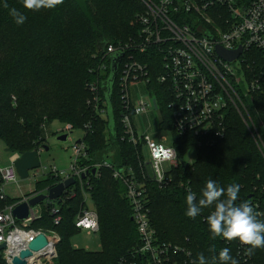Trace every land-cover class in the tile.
<instances>
[{"label": "trees", "instance_id": "trees-1", "mask_svg": "<svg viewBox=\"0 0 264 264\" xmlns=\"http://www.w3.org/2000/svg\"><path fill=\"white\" fill-rule=\"evenodd\" d=\"M6 2L8 8L3 6L5 0H0V101L3 102L0 139L8 151L23 155L43 146L46 142L44 123L49 127L53 121H60L72 125L75 130L90 124L91 129L84 138L88 157L83 165L94 166L109 161L119 168L135 167L140 148L120 137L123 132L119 117V87L114 85L112 97V104L116 107V136L111 135L107 143L104 129H108L109 122L106 126L107 122L95 116L87 105L90 99L87 85L97 79L104 48L135 33L130 21L143 9L139 0H64L53 10L38 12L26 10L22 0ZM12 8L27 17L22 25H17L9 14ZM94 53L99 56L92 59ZM64 83L67 84L65 88ZM24 84L25 89L34 93L21 91ZM50 84L56 85L51 88ZM151 88L160 103V129L172 131L174 147L182 161L171 186L159 188L153 183L148 185L151 222L158 238L191 251V259H183L182 264H193L199 253L213 264L212 257L218 256L224 247L230 248L231 255L239 264H245L238 256V240L211 239L206 216L212 209H204L195 219L188 218L185 212L188 189L199 199L207 180L212 179L224 188L232 183L240 184L237 203L249 201L261 214L258 218L264 220V158L251 132L242 119L233 114L227 137L218 146L197 150V161L189 164L184 156L193 148L194 140L174 133L163 90L157 84ZM10 89H18V108L11 107L13 92ZM259 103L257 101L256 105ZM98 173V177L91 176L85 190L90 193L99 216L102 250L74 248L72 239L80 234L75 219L84 202L80 190L61 206L62 221L59 225H55L50 210L45 209L42 219L30 228L42 229L47 225L44 228L60 233L62 239L58 245L60 259L57 264H145L143 257H133L131 252L141 242L137 226L131 220L132 207L126 198V188L113 179L111 170L100 168ZM59 181L48 176L37 183L35 192H45L57 186ZM182 182L185 184L183 187L180 185ZM19 200L10 197L0 200V212ZM49 205L56 207L55 203ZM212 245H215V253L208 251ZM0 264H6L1 256ZM247 264H264V248L256 249Z\"/></svg>", "mask_w": 264, "mask_h": 264}, {"label": "built area", "instance_id": "built-area-1", "mask_svg": "<svg viewBox=\"0 0 264 264\" xmlns=\"http://www.w3.org/2000/svg\"><path fill=\"white\" fill-rule=\"evenodd\" d=\"M139 2L143 9L132 23L134 35L126 42L118 41L104 48L100 55L102 58L97 79L87 85L90 93L87 105L95 116L108 124L105 92L111 74V56L115 53L125 54L115 82L119 87L121 103L119 117L123 134L120 137L141 147L137 169L131 166L119 168L109 161L94 166L83 165L84 159L88 157L84 142L91 129L88 124L80 129L84 133L83 138L72 144L69 171L41 165L33 171L36 172L34 176H43L42 181L48 176L59 179L58 184L71 177L75 179V184L65 190L58 204L64 205L80 190L84 202L75 219V226L80 232L91 236L98 234L100 224L94 201L85 187L89 185L91 176H100V168L111 170L115 179L126 188V198L132 207V218L139 232L141 243L131 251L133 257H143L145 264H182L183 259H191V251L160 241L151 222V198L148 193L151 183L159 188L171 186L175 182V171L182 161L173 140L165 136L153 139L151 135L140 134L136 130L134 118L142 115L147 117L151 113V106L143 99L134 104L131 89L143 84L153 93L151 86L159 85L167 102L174 133L179 137H192V149L196 150L218 146L227 137L229 121L236 113L251 132L264 158V119L262 107L256 105L257 101L264 104V0ZM218 48L227 53L241 48L242 52L236 61L229 62L220 55ZM152 97L158 101L156 94L153 93ZM113 112L116 113L114 105ZM160 119L162 122L161 113ZM42 127L46 131V142L37 149L39 153L47 143L48 127L45 123ZM73 129L72 125H67L60 133L68 134L71 140ZM21 157V154H12L5 164L0 157L2 201L9 199L6 193L8 186H13L17 193L22 192L21 179L15 168V162ZM91 168L97 169L95 175H92ZM180 185L183 187L185 184L182 182ZM49 190L22 194L16 198L20 199L18 202L0 212V245H5L1 257L6 264H13L14 258L22 252L19 250L28 249L29 244L40 234L46 236L49 244L40 251L41 254L38 252L40 255L34 261L28 262L29 258L26 259L27 264H49L58 257V245L62 239L60 233L55 229L30 228L42 219L45 209L50 210L55 225H59L62 221L61 208L49 205L58 201L46 200V206L44 201L30 207V217L24 222L18 221L13 213L20 204L46 195ZM74 247L79 248L77 245ZM247 247L240 243L238 249V256L245 264L249 261ZM15 251H18V256H15Z\"/></svg>", "mask_w": 264, "mask_h": 264}, {"label": "clouds", "instance_id": "clouds-1", "mask_svg": "<svg viewBox=\"0 0 264 264\" xmlns=\"http://www.w3.org/2000/svg\"><path fill=\"white\" fill-rule=\"evenodd\" d=\"M23 7L28 11L38 12L42 9L53 10L62 5L64 0H22ZM8 8L5 0L3 5ZM17 25H22L27 17L19 10L12 8L9 13ZM241 185L232 183L226 188L221 187L215 180H207L201 190V196H197L188 189L186 196V212L188 218L195 219L204 209H212L206 216L211 239L221 237L227 241L238 240L242 245L248 246L246 254L251 256L256 249L264 248V220L255 211L249 201L237 203ZM215 253V245L208 249ZM213 264H239L238 260L231 255V250L224 247L219 250L218 256L212 257ZM193 264H209L208 258L199 253Z\"/></svg>", "mask_w": 264, "mask_h": 264}, {"label": "rangeland", "instance_id": "rangeland-1", "mask_svg": "<svg viewBox=\"0 0 264 264\" xmlns=\"http://www.w3.org/2000/svg\"><path fill=\"white\" fill-rule=\"evenodd\" d=\"M134 18H135V16H134ZM134 18L130 21L131 27H132V23L134 21ZM132 36H130L129 38L128 37L121 38V39H119V41H125L126 42ZM10 52H11V50H9V53ZM9 53H7V54H9ZM97 56H99V54L94 53L92 55V59L96 58ZM26 84H24L23 89H20V90L30 92L31 89H25ZM55 85L56 84H50V87L54 88ZM65 87H67L66 83H64V88ZM38 89H39V87H38ZM10 90L13 92L11 107L12 108H18V105H17V90L18 89H10ZM131 90H132V97H133L134 104H136L139 100L143 99L145 102L149 103L151 106V109H150L151 113L149 115H147V117H146V115H142V116H137L134 118L136 130L140 134L146 133V134L151 135L153 139H160L161 137L165 136V137H168V139L170 141L174 140L172 131H169L168 129H167L168 131H165L162 128L160 129V125H159L161 122V119H160V113L161 112H160V108H159L160 103L157 101L156 98L152 97L153 93H150L149 89H147V87L143 84L139 85V86H137ZM41 91H46V90H41ZM30 93H34V92H30ZM28 96H29V94L27 95V97ZM257 100H260V99H257ZM259 107H262L261 103H259ZM2 110H3V102L0 101V114H1ZM22 123H23V121H21V124ZM243 123H244V121H243ZM67 125H70V124H65V123H62L60 121H53L50 124V126L48 127V129H47V143H46L45 147H48L49 150L48 151L43 150L39 153V156H41L40 157V163H41L42 167L49 168V167L55 166V167H57V170H59V171H69L71 161H72V156H73L72 149H71L72 144L74 142H76L77 140L82 139L84 136V133L80 129H76V130L73 129L72 133H70L71 140L67 139V141H65V142L58 141L57 138L62 134L60 132L63 129H65L67 127ZM106 126H107V123H106ZM104 137H105V141H107V143L110 142L111 136H110L107 128L104 129ZM253 140H254V137H253ZM130 144H132V143H130ZM132 146H135V145L132 144ZM135 147L137 149L139 147L140 149H138V155H137L138 161H137L135 167L131 166L134 169L138 166V162L140 161L139 156L141 155V147L140 146H135ZM15 153H18V152H15ZM10 155H12V154H11V152L8 151L6 144L0 139V157H1L2 162L4 164L8 162ZM112 156H113V154H111V157ZM197 158H198V151L196 149H191L184 156V160L187 163H194L195 161H197ZM35 173H36L35 171H31L28 179L20 180V183L22 184V187H23L21 193H17V191H15V188L13 186H8L6 188L7 195L10 198H17V197H20V195H22V194H28L29 192L34 191L37 188V182H39L43 178V176L39 177V178L34 176ZM41 175H42V173H40V176ZM113 179L115 181L119 182L118 180L115 179L114 175H113ZM54 203H55V206H57L58 208H61V206L58 204V202H54ZM47 204H48V202L46 201L44 203V206H46ZM45 226L47 227V225H45ZM45 226H43L42 229L48 230V228H44ZM100 233H101V231L98 232V234H94V235L89 236L84 231L80 232L79 235L78 234L75 235L74 238L72 239L73 245H77L79 248H84L87 250L100 251V250H102ZM76 249H78V248H76ZM59 259L60 258H59V252H58V257L53 259V261L49 264H57Z\"/></svg>", "mask_w": 264, "mask_h": 264}, {"label": "water", "instance_id": "water-1", "mask_svg": "<svg viewBox=\"0 0 264 264\" xmlns=\"http://www.w3.org/2000/svg\"><path fill=\"white\" fill-rule=\"evenodd\" d=\"M218 51L220 55L226 59L229 62L236 61V59L240 56L242 50L241 48L239 50H235V52L227 53L223 51L221 48H218ZM125 57L124 53H115L111 56V74L106 82V92H105V99L108 104V118H109V124H108V130H110V134L112 136H116V130H115V122H114V112H113V104H112V97H113V88L116 82L117 75L119 73L120 65ZM68 139V134L60 135L57 140L65 142ZM80 142V141H78ZM45 151H48L49 148L45 147ZM40 157L39 151L37 149H34L33 151L26 152L22 155L20 159H18L15 162V168L16 171L20 177L21 180H26L29 178V172L36 170L40 167ZM97 172V169L92 170V175H95ZM89 175V173H87ZM86 176H83L85 178ZM75 179L71 177V179L66 180L63 183L58 184L57 186L51 188L48 192V194H42L39 195L31 200L29 202H24L20 204L15 210H14V216L15 218L20 221L24 222L29 219L30 217V207H34L41 202H44L46 200L48 201H58V203L61 202L60 197L63 195L66 189L71 188L75 184ZM133 221V218L131 219ZM49 243L47 242V238L44 234H40L38 237L35 238L33 242L29 244L28 249L22 251L20 253L19 257H15L13 260V264H27L26 259L33 256L34 253H40L41 250H43ZM5 249V245H0V256L1 251Z\"/></svg>", "mask_w": 264, "mask_h": 264}, {"label": "bare ground", "instance_id": "bare-ground-1", "mask_svg": "<svg viewBox=\"0 0 264 264\" xmlns=\"http://www.w3.org/2000/svg\"><path fill=\"white\" fill-rule=\"evenodd\" d=\"M21 250L23 251L24 249H20L19 252H20ZM14 254H15V256H18L19 253H18V251H15ZM40 254H41V253H40ZM40 254H39V253H34L33 256L30 257V258L28 259V262L34 261V259L37 258V256L40 255Z\"/></svg>", "mask_w": 264, "mask_h": 264}]
</instances>
